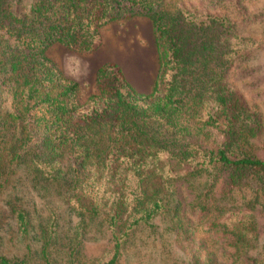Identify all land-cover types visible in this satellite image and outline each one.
Instances as JSON below:
<instances>
[{
	"label": "trees",
	"instance_id": "obj_1",
	"mask_svg": "<svg viewBox=\"0 0 264 264\" xmlns=\"http://www.w3.org/2000/svg\"><path fill=\"white\" fill-rule=\"evenodd\" d=\"M264 0H0V186L17 169L52 187L78 217L102 226L117 264L136 229L157 219L194 245L191 264H264L255 251L264 217V159L253 140L264 118L234 81L244 79L264 37ZM140 17L152 23L160 72L140 95L120 67L96 73L87 108L78 85L54 67V45L97 50L100 30ZM163 87V90L161 89ZM161 98L155 96L161 93ZM18 235L31 221L10 204ZM38 238L46 262L57 216ZM26 257L0 264H27Z\"/></svg>",
	"mask_w": 264,
	"mask_h": 264
},
{
	"label": "rangeland",
	"instance_id": "obj_2",
	"mask_svg": "<svg viewBox=\"0 0 264 264\" xmlns=\"http://www.w3.org/2000/svg\"><path fill=\"white\" fill-rule=\"evenodd\" d=\"M207 0H191V3ZM262 1L258 7L264 8ZM246 33L264 37V24L250 25ZM97 50L75 52L61 45L47 50L51 64L66 79L78 85L77 101L87 108L90 96L98 95L95 84L97 70L105 63L120 67L125 79L140 95H150L160 72L158 51L152 23L140 17L112 22L100 32ZM250 72L244 79L234 81L238 91L249 105L257 108L264 118V50H256L249 64ZM162 87V86H161ZM163 90V87L161 88ZM161 93L155 98H161ZM257 156L264 159V136L252 142ZM9 183L0 186V255L8 259L26 257L27 264H103L108 259L110 246L102 226L96 220L85 218L84 233L80 247L75 251L78 222L82 218L71 211L60 195L43 182H35L25 169H17ZM22 206L29 215L27 237L18 235L10 204ZM50 211L57 216L58 239L47 251L46 262L42 255V244L38 238L40 229L48 226ZM259 224L255 251L264 247V217L257 218ZM166 224L157 219L154 225L138 228L124 244L122 256L117 264H191L194 245L179 242L165 231ZM218 264L222 261L216 258ZM202 264L204 262L202 261Z\"/></svg>",
	"mask_w": 264,
	"mask_h": 264
}]
</instances>
